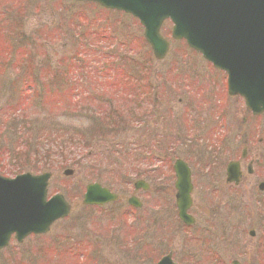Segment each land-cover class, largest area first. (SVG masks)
I'll return each instance as SVG.
<instances>
[{
  "label": "rangeland",
  "instance_id": "rangeland-1",
  "mask_svg": "<svg viewBox=\"0 0 264 264\" xmlns=\"http://www.w3.org/2000/svg\"><path fill=\"white\" fill-rule=\"evenodd\" d=\"M13 1L17 4L19 0H0V60L4 54L7 56L4 70L0 68V106L13 95L23 102L21 99L27 98L30 91L34 95L38 91L39 97L30 96L29 104L15 103L12 108L20 109L15 113L17 120L0 125L8 126L0 142L9 153L0 155V174L14 177L50 171L49 195L61 192L72 209L44 236H29L21 243L12 238L0 249V264H151L177 248L173 260L178 264H230L222 253L219 256L223 260L215 263L208 243H180L175 232L162 250L158 240L162 238L163 242L164 237L160 232H150L146 218L151 214V226H159V220L153 219L159 210L154 213L153 208L167 203L159 162L164 153L158 150H167L165 159L169 164L177 157L190 163L227 161L230 153L238 156L240 152L241 130L264 129V118L256 121L246 113L238 96H228L226 75L187 51L183 41L172 39L167 22L160 33L169 41V49L163 59L157 60L142 38L140 23L128 14L73 0H21L15 7H6ZM121 43L132 47L120 54ZM133 50L130 57L127 52ZM115 67L127 72L124 77L131 74V86L140 87V93L112 83ZM53 76L63 78L69 86L64 82L61 86L29 87ZM192 79L206 81L205 86ZM4 112L0 107V117ZM22 119L31 123V130L29 135L15 138L12 131L28 130L21 127ZM50 119L58 121L56 126L64 137L62 147H69L63 155L77 157L78 166L75 159L61 167L57 164L59 156H43L46 145L42 141L48 133L31 127L34 121L37 125L40 120ZM76 133L89 140L92 148H77ZM176 135L180 136L177 142ZM74 147L76 154L70 156ZM129 148L138 154L134 161L139 170L134 173L151 187L137 191L142 202L138 210L125 201L137 178L134 173L129 175ZM67 168L73 170L71 175L63 174ZM93 175L107 177L109 188L122 199L115 205L82 206L85 185L93 181ZM184 245L185 251L181 252ZM240 257L237 259L247 264V258ZM248 264H254L253 259H248Z\"/></svg>",
  "mask_w": 264,
  "mask_h": 264
},
{
  "label": "water",
  "instance_id": "water-1",
  "mask_svg": "<svg viewBox=\"0 0 264 264\" xmlns=\"http://www.w3.org/2000/svg\"><path fill=\"white\" fill-rule=\"evenodd\" d=\"M104 7L122 10L137 17L153 55L162 59L168 43L159 33L165 19L172 22L171 36L185 39L214 66L227 73L228 93L244 97L253 112L264 110V0H92ZM177 181L176 203L186 219L189 183L185 164L174 165ZM71 175L72 170H64ZM49 173L0 176V248L11 233L20 242L29 233H43L56 219L68 214L70 206L61 194L46 200ZM147 188L142 180L134 188ZM117 194L99 183L86 185L82 204L103 205ZM128 203L139 206L136 197ZM156 264H173L169 255ZM233 264H238L234 262Z\"/></svg>",
  "mask_w": 264,
  "mask_h": 264
},
{
  "label": "flooded vegetation",
  "instance_id": "flooded-vegetation-1",
  "mask_svg": "<svg viewBox=\"0 0 264 264\" xmlns=\"http://www.w3.org/2000/svg\"><path fill=\"white\" fill-rule=\"evenodd\" d=\"M245 111L256 121L260 117V120L264 118V112L255 115L246 107ZM263 135L264 129L260 127L241 130L240 152L238 156L229 152L232 157L228 156L227 161L190 163L182 158L189 168L191 204L187 212L193 222L184 224L179 219L176 208H173V214L165 210L161 216V227L166 237L174 226L175 231H179L180 243H208L209 251L213 253L209 254L214 257L215 263L223 260L219 256L221 253L230 260V264L233 261L243 264L237 259L240 256L247 258V264L250 258L254 264L264 263ZM178 140L180 136L176 135L175 142ZM231 146L230 144L228 148ZM229 164H232L229 172L237 176V180H227ZM163 165L165 189L170 195L175 193V176L172 164L168 166L163 162ZM168 181H172V185H168ZM149 218L151 219V214ZM202 233L204 236H201ZM181 248V252L185 251V247ZM170 251L178 252V248Z\"/></svg>",
  "mask_w": 264,
  "mask_h": 264
},
{
  "label": "trees",
  "instance_id": "trees-1",
  "mask_svg": "<svg viewBox=\"0 0 264 264\" xmlns=\"http://www.w3.org/2000/svg\"><path fill=\"white\" fill-rule=\"evenodd\" d=\"M27 1H29V0H27ZM26 1V2H27ZM21 2V0H19L18 1V3H20ZM15 3V1H13V3H11V4H9L8 6H6V7H15L16 5H19L18 3L16 4H14ZM4 16V15H3ZM104 22H108V21H106V19L104 20ZM0 34H2V33H0ZM68 36V35H67ZM76 36H77V33H76ZM78 37V36H77ZM130 41H132V39H129ZM1 43V42H0ZM108 47H109V45H108ZM120 47V46H119ZM132 46H130V43H121V53L120 54H123V50H124V48H126V49H130ZM135 52H134V50L131 52H127V54L131 57V55H133ZM7 58V56L4 54V57H3V61L2 60H0V68L2 69V70H4V62H5V59ZM114 62V61H113ZM112 62V63H113ZM119 64V63H118ZM123 72V73H122ZM122 72H120L119 71V69L117 68V67H115V79L112 81V83H115L116 85H118V87L120 88V85H121V87H123V88H128L129 90L131 89V88H134L135 90H137L138 92L140 91V87H137V85H134V86H131V83L133 82L132 81V79L130 78V75L131 74H128V76H126V77H124V74L126 75L127 74V72L126 71H124V69H122ZM123 74V75H122ZM123 80H125L124 82H123ZM135 81V80H134ZM43 82H45V83H43ZM66 84H65V83ZM65 84L64 86H69V84H67V82H66V80H64L63 78H59V77H54L53 76V79L52 78H50V77H48L47 79H45L44 81H42L41 83L40 82H38V84H36V83H34L33 82V84L32 85H29V87H33V85H39V86H37V87H40L41 86V88L43 87V85H46V86H53V85H56V86H61L62 84ZM122 88V89H123ZM73 90V89H72ZM15 91V90H14ZM57 91H59V89H57ZM16 92H13V94H15ZM38 91H37V95H38ZM140 93V92H139ZM37 95H34V94H32L31 93V91L28 93V96H27V98H25V99H21V100H23V102L22 101H18V99L20 100V98H17V97H15L14 95L12 96V98H9V100L8 101H6L3 105H1L0 107H3L4 109H5V112L2 114V116L0 117V120H2V122L3 123H1L0 122V125H2V124H5V123H12V122H15L17 119L15 118V113H16V111L17 110H20V109H13L12 107H13V105L16 103H18V105L20 106V105H22L23 103L24 104H29L30 102H31V98H30V96H32L33 98L34 97H36ZM15 97V98H14ZM37 97H39V96H37ZM52 99H54V98H52ZM51 99V100H52ZM56 102H54V103H52V106L55 104ZM130 110H131V108H130ZM10 112H11V116H10ZM15 119V120H14ZM38 121V120H37ZM40 121H42V120H40ZM39 121V123L36 125V121H34V125L35 126H33V127H31V128H33V129H35V130H38V129H41V128H43L44 130H45V133H48V136L46 137L45 136V134H44V136H45V139L42 141V145L43 144H45L46 146V148H44V151H43V156H47V157H49V158H55L56 156H59V159H60V161H57V164H59L61 167H63V165H66V164H71V162H72V160L73 159H75L76 160V163H77V166L80 164L79 163V159L77 158V157H72V158H68V157H66L65 155H63V153H65V152H67L68 150H69V147H62V143H61V140L64 138L61 134H59L60 133V130H59V128L56 126V124L58 123V121H57V119L55 120H49V121H46V120H43V122H40ZM30 122L29 121H26L25 119H22V121L20 122V125H21V127L22 128H25V129H28V130H26L25 132H21V131H19V130H14V131H12L13 132V135H14V137L15 138H17V136H19L20 134L21 135H23V134H27V135H29V131L31 130V129H29L30 128ZM8 128V126L7 127H5V126H3V127H0V139H1V136H2V133H3V131L4 130H6ZM39 131V130H38ZM76 135H77V137H78V140L77 141H75V144H78V146H77V148H79V147H82V148H85L84 149V151L85 150H88V149H90V148H92V146L93 145H91L90 143H89V140H87L84 136H82L81 134L79 135V133H76ZM72 138V137H71ZM70 138V139H71ZM97 141V140H96ZM96 141H95V143H96ZM76 147V146H75ZM75 147L73 148V151L71 152V154H70V156L72 155L73 156V154H76L75 153ZM150 150H151V148H149ZM152 151V150H151ZM162 149H159L158 150V152L159 153H162ZM4 153V154H7V153H5V149H3L2 148V143L0 142V155H1V153ZM128 152H129V160H132V161H130L129 162V165H130V170H129V175L130 174H132V173H134V172H136V170H139L138 169V167H137V165H136V161H134L135 160V156H137L138 154H137V151H135V150H132L131 148H129V150H128ZM114 153H115V151H114ZM144 154H147V155H150L151 154V152L150 151H144L143 152ZM9 154V153H8ZM1 156H3V155H1ZM77 158V159H76ZM53 164V163H52ZM48 165H50V163L48 164ZM54 165V164H53ZM50 167V166H49ZM108 168H111V166H107L106 167V169H108ZM112 168H113V170H114V166L112 165ZM135 174V173H134ZM133 174V175H134ZM136 175V177H138V175H139V173H136L135 174ZM132 176V175H131ZM90 179H92L93 181H99V182H102V183H104V185L105 186H107V187H109L108 186V182H109V179L107 178V177H102L101 175H93V176H91V178Z\"/></svg>",
  "mask_w": 264,
  "mask_h": 264
},
{
  "label": "bare ground",
  "instance_id": "bare-ground-1",
  "mask_svg": "<svg viewBox=\"0 0 264 264\" xmlns=\"http://www.w3.org/2000/svg\"><path fill=\"white\" fill-rule=\"evenodd\" d=\"M190 80H191V79H190ZM192 80H193V81H196V79H192ZM196 82H198V83H199L200 81H196ZM198 83H197V84H198Z\"/></svg>",
  "mask_w": 264,
  "mask_h": 264
}]
</instances>
